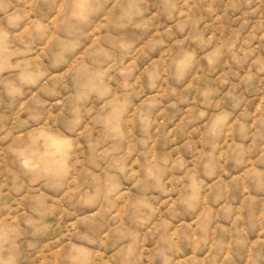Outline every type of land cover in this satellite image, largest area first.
<instances>
[{"label":"clouds","instance_id":"1","mask_svg":"<svg viewBox=\"0 0 264 264\" xmlns=\"http://www.w3.org/2000/svg\"><path fill=\"white\" fill-rule=\"evenodd\" d=\"M0 264H264V0H0Z\"/></svg>","mask_w":264,"mask_h":264}]
</instances>
